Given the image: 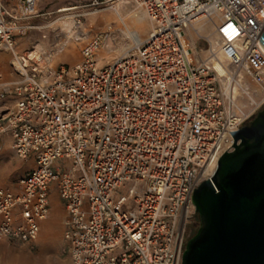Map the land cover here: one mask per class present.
<instances>
[{"label":"built area","instance_id":"obj_1","mask_svg":"<svg viewBox=\"0 0 264 264\" xmlns=\"http://www.w3.org/2000/svg\"><path fill=\"white\" fill-rule=\"evenodd\" d=\"M132 1L151 22L145 36L107 25L66 64L56 62L65 43L19 47L55 24H36L39 0H0V154L8 139L17 159L35 160L17 191L0 188V241L35 246L55 182L70 264H182L194 190L264 103V0ZM97 4L63 12L77 19L75 40ZM200 21L213 27L225 76L212 47L203 56L188 38ZM60 160L71 168L53 167Z\"/></svg>","mask_w":264,"mask_h":264},{"label":"water","instance_id":"obj_2","mask_svg":"<svg viewBox=\"0 0 264 264\" xmlns=\"http://www.w3.org/2000/svg\"><path fill=\"white\" fill-rule=\"evenodd\" d=\"M231 133L234 151L194 190L201 226L182 264H264V116Z\"/></svg>","mask_w":264,"mask_h":264},{"label":"rangeland","instance_id":"obj_3","mask_svg":"<svg viewBox=\"0 0 264 264\" xmlns=\"http://www.w3.org/2000/svg\"><path fill=\"white\" fill-rule=\"evenodd\" d=\"M93 1L94 0H39L37 10L41 16L36 20V24L45 25L48 22H56V24L52 29L47 28L45 30H34L18 37L20 49L27 51L35 45L38 46V48L42 47L44 49H50L57 42L62 45L65 43L64 49L58 54L56 62L74 64L81 58L80 51L84 41L90 39L94 34L105 30L107 25H112L116 31L118 30V37L119 31L123 28V22L127 25V28L130 27L128 29L134 31L130 20L132 15L139 11V7L134 1L97 0V5L83 10L87 13L89 12V14L81 18L83 28L86 33V39L83 41H77L74 37L69 39L68 37L72 35L75 30L73 26L77 19H63L64 14L66 13H58V10L62 7L88 5ZM117 7L120 8V12L122 14L120 17L122 20L116 14L115 9ZM146 25V32L140 34L141 37L145 36L151 28V26L150 28L148 27L147 21ZM210 26L213 31L212 25ZM43 32L48 33V39H40ZM192 33L195 34L192 36ZM188 38L190 39V42H192L194 49L201 55L208 56L210 54L212 41L204 31H201L200 29L194 31L191 28L188 32ZM113 46L114 48L112 53L107 57L109 59L118 55L123 45L122 42L118 40L117 42H114ZM10 57L11 56L8 55L5 59V69L7 72H9V65L7 62ZM249 107L251 110L256 108L255 105ZM262 107H264V103L261 104L257 110ZM6 147V160L11 162L9 167H20L22 160L17 159L12 154L10 141L6 142ZM29 171L27 170L25 173ZM55 214L57 215L56 223L51 225L53 230L51 229L48 231L46 229V225L44 226V224L52 221ZM190 215L191 218L187 224L186 234L192 238L200 228L201 220L195 206L190 208ZM65 217L66 212L61 207L56 208L55 206L48 219L43 222L44 224L39 238L33 248L28 245L0 241V264H70L67 244L63 238V221Z\"/></svg>","mask_w":264,"mask_h":264},{"label":"bare ground","instance_id":"obj_4","mask_svg":"<svg viewBox=\"0 0 264 264\" xmlns=\"http://www.w3.org/2000/svg\"><path fill=\"white\" fill-rule=\"evenodd\" d=\"M114 3H116V2H114ZM73 7H62V8H60L58 10V13H63V12H67V11L74 10L75 8H73ZM115 11H116V14L119 17L122 16L119 7H117L115 9ZM64 16H65V14H64ZM120 19L122 20L121 17H120ZM145 20L147 21L148 27L149 28H150V26L152 27L151 22H150V20L148 18V15H147V13L143 9L139 8V11L137 13H135V14L132 15V18L130 20L131 21V26H132V28H134V32L137 33V34H134V35H136L137 38L140 37V34L146 32V26L147 25H146V21ZM55 24H56V22H55ZM55 24H53V25H55ZM125 26H127V25L125 24ZM128 28H130V27H128ZM192 29L194 31H196L197 29H200L201 31H204L205 34H207L208 37L211 39V41H212V51H213L212 54L214 56L213 62L215 64L216 68L219 70L220 74L225 76L226 73H225L224 69L221 67V62H224L225 61V58H224L223 54L220 53L219 52V49L217 48V45H216L217 37L214 34V32L212 31L211 26L208 25V24L203 23V21H200V22L194 24V26H193ZM193 34H195V33H192V36H193ZM68 38L69 39L72 38V35H70ZM239 76H241V78H242V75L241 74H239ZM243 79L244 80H243L242 83H243L244 86H246V87L248 86L249 89H256L257 88L255 85H253V84L250 83V79L248 78V76L243 77ZM232 88H233L232 90L234 92L237 91V88L236 87L233 86ZM217 164H218V161H217L216 158H213L209 162V164L207 165L206 172H205V176L207 177V179H210L214 175V173L216 171V168H217ZM52 230H53V228H52Z\"/></svg>","mask_w":264,"mask_h":264},{"label":"crops","instance_id":"obj_5","mask_svg":"<svg viewBox=\"0 0 264 264\" xmlns=\"http://www.w3.org/2000/svg\"><path fill=\"white\" fill-rule=\"evenodd\" d=\"M21 51L23 50L21 49ZM6 142H8V139H6L3 150L0 154V188L9 187L17 191L18 190V186H17L18 178L24 175L27 170L29 171L35 167V160L32 158L27 161H22L20 163L21 165L20 167H9L11 162L6 160V154H7ZM11 152L14 155L13 149H11ZM53 167H62L64 171H68L71 168V163L67 160H60V161L55 162L53 164ZM55 206L56 208L61 207L66 212V217H67V211L64 207L63 202L60 199V196H59V193L56 187V183L53 182L51 186V195H50V213ZM56 219H57V215L55 214L52 221L46 224L43 223L45 220L41 222V229L44 224V226L46 225V229L50 231L52 229L51 225L53 223H56Z\"/></svg>","mask_w":264,"mask_h":264},{"label":"flooded vegetation","instance_id":"obj_6","mask_svg":"<svg viewBox=\"0 0 264 264\" xmlns=\"http://www.w3.org/2000/svg\"><path fill=\"white\" fill-rule=\"evenodd\" d=\"M264 116V107L260 108L255 112V114L250 118V120L246 123L245 126H251L254 121ZM190 237L185 233V245L187 244Z\"/></svg>","mask_w":264,"mask_h":264},{"label":"snow or ice","instance_id":"obj_7","mask_svg":"<svg viewBox=\"0 0 264 264\" xmlns=\"http://www.w3.org/2000/svg\"><path fill=\"white\" fill-rule=\"evenodd\" d=\"M228 28H232V26H231V25H229V26H228ZM227 30H228L227 28H226V29H224V31H225V32H227ZM232 31H233V33H235V29H232ZM230 38H231V37H230Z\"/></svg>","mask_w":264,"mask_h":264}]
</instances>
